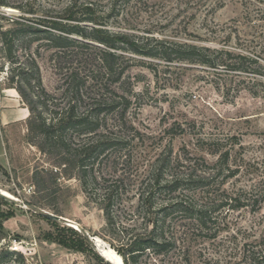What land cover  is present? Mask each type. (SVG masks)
Returning a JSON list of instances; mask_svg holds the SVG:
<instances>
[{
    "label": "rangeland",
    "instance_id": "obj_1",
    "mask_svg": "<svg viewBox=\"0 0 264 264\" xmlns=\"http://www.w3.org/2000/svg\"><path fill=\"white\" fill-rule=\"evenodd\" d=\"M8 1L12 7H3L1 12L11 18H30L51 14L56 17L71 0ZM86 1L97 3L104 13L111 8V0H81ZM224 2L223 7L211 12L202 0L119 2V15L110 19L112 27L216 48L226 46L257 60L248 66L258 74L247 77L218 73L202 66L181 69L160 61L155 75L151 69L134 66L115 85L119 95L130 100L127 110L122 101L102 111L104 121L99 132L119 142L106 155L89 163L88 191L83 186L81 165L71 168L73 177H69L65 165L56 162L69 152L77 153L92 134L72 130L66 133L65 143L58 144L59 149L40 150L35 144L40 138L28 128L31 112L25 119L28 111L22 110L28 106L17 89L9 88L12 72L24 70L31 82L37 81L38 73L28 67L27 54H33L44 90L51 97L46 104L35 106L31 118L33 121L40 113L49 117L52 111L67 106L68 97L63 93L65 74L77 66L83 56L80 53L87 51L74 47L70 52L80 55L63 56V51L49 46L48 39L41 37L31 44L27 40L15 42L19 57L15 64L0 52V191L25 203L36 202L74 221L73 227L63 222L55 225L29 207L0 199V251L21 253L25 264H110L104 258V262L99 260L100 254L113 264H125L118 249L123 248L128 237L124 227L136 228L140 224L135 221L136 200L115 206L121 221L109 228L103 210L91 199L101 193L93 176L125 173L132 177L127 184L134 186L158 157L169 156L185 164L196 163L199 171L211 172L215 165L217 169L223 166L224 181L220 184L223 176L219 175L212 183V198L217 201L209 204L212 221L208 229L203 232L194 220L175 216L171 232L178 239L176 247L161 255L149 251L140 258L141 264H250L246 257L254 251L264 252V20L258 17L264 3ZM19 6L23 9L16 8ZM0 25L10 26L5 19H0ZM90 97L85 93L80 111H84ZM224 191L237 197V201L232 206L218 207ZM188 195L198 198L194 191ZM83 230L96 236L100 254L89 243L81 244ZM142 231L134 229L133 234ZM73 241L74 248L78 247L75 250L65 245ZM5 264L19 263L13 257Z\"/></svg>",
    "mask_w": 264,
    "mask_h": 264
},
{
    "label": "trees",
    "instance_id": "obj_2",
    "mask_svg": "<svg viewBox=\"0 0 264 264\" xmlns=\"http://www.w3.org/2000/svg\"><path fill=\"white\" fill-rule=\"evenodd\" d=\"M120 1L111 0V8L107 13L100 10L97 3L81 2V0H71L56 17L51 14L52 16L45 17L11 18L0 11V19L7 20L10 25L8 28L0 25L2 45L0 52L13 64L19 59L14 50L17 40H27L31 44L44 37L48 39L49 46L63 51V56L73 54L70 49L74 47L87 51L80 53L83 56L79 57L77 66L69 69L65 74L63 93L68 97L67 106L60 111H52L49 117H44L40 113L33 121L31 118L36 111L35 106L40 103L46 104L51 97L44 90L40 70L35 57H32L33 54H27V57H30L28 67L38 73L37 81L31 82V78L27 77V74L24 75V70L18 73L12 72L10 77L12 85L9 87L17 89L31 112L28 128L36 135L35 137L40 138V141L36 143L33 138L29 140L35 142L40 150L46 152L47 149H57L60 147L58 145L60 142L65 143L66 133L72 130L82 135L92 134L88 138L90 141L81 146L77 153L69 152V156L59 158L56 162L57 165H65V174L69 177H73V169L81 165L79 168L83 172L85 191H88L89 186L87 180L91 170L89 163L98 160L119 142L116 137L99 132L102 127L101 121H104L101 115L105 108L112 109L122 101L125 104L124 111L127 110L130 100L120 96L115 85L122 82L126 73L134 66L140 65L151 69L155 75H158L160 61L170 66L178 65L181 69L202 66L218 73L225 72L247 77L251 73L258 74V70H252L248 66L252 61L257 60L243 53L237 54L226 46L216 48L193 41L170 40L167 37L135 32L124 27H112L110 19L119 15L120 11L117 8ZM202 1L208 6L209 12L223 7L225 3V0ZM259 1L264 3V0ZM3 7L8 8L12 5L8 0H0V10ZM16 8L23 9L21 6ZM258 17L259 20H264V8L259 9ZM80 54H73L72 57ZM15 81L20 84H15ZM85 93L91 97L84 111H80V105L85 101L83 98ZM63 145L68 147L66 144ZM216 166L211 172L199 171L196 163L185 164L179 158L172 160L169 156H161L135 181L138 185L134 184L136 188L127 184L132 177H128L125 173L93 176L92 180L97 183L101 193L94 194V198L91 199L95 200L103 210L109 228H115L121 221L115 214V206L136 200L138 215L135 221L140 224L136 228L124 227L128 237L123 243V248L118 249L125 264H141L140 258L149 251H154L157 255L172 251L178 242L171 232L173 219L177 215L194 220L203 232L208 229L212 221L209 204L217 201L212 198V183L215 182L216 176L224 174L223 166L219 169ZM206 167L212 168L207 164ZM224 177L220 184L223 183ZM192 191L197 193L198 198L188 195ZM198 192H202V195H198ZM223 195L221 200H218V207L232 206L233 201H237V197L228 195L225 191ZM29 204L38 205L36 202ZM42 218L55 225L59 223ZM140 228L142 232L133 234L134 229ZM85 242L93 246L83 233L81 244ZM65 245L74 250L78 248H74L76 245L74 241ZM13 257L19 264H25V257L21 253L9 249L0 251V264H5ZM246 258L250 264H264V252L254 251ZM99 260L103 261V258Z\"/></svg>",
    "mask_w": 264,
    "mask_h": 264
},
{
    "label": "water",
    "instance_id": "obj_3",
    "mask_svg": "<svg viewBox=\"0 0 264 264\" xmlns=\"http://www.w3.org/2000/svg\"><path fill=\"white\" fill-rule=\"evenodd\" d=\"M0 198L5 199L7 201L10 202H18L22 207H29L33 212L39 214L42 217H45L47 219L53 220V221H57V222H63L69 226H71V223H74L73 220L65 218L63 216H60L58 214L52 213L50 211H47L37 205H31L29 203H25L23 201L17 200L15 198H11L9 196H7L6 194H4L3 192L0 191ZM73 227V226H71ZM77 229V228H76ZM81 231V228L79 227V229ZM84 235L87 237V239L93 244L94 248L97 250V243H96V236L95 235H91L88 231L83 230ZM107 262H109L110 264H113V262H111V260H108V258L103 257ZM124 260V259H123Z\"/></svg>",
    "mask_w": 264,
    "mask_h": 264
},
{
    "label": "crops",
    "instance_id": "obj_4",
    "mask_svg": "<svg viewBox=\"0 0 264 264\" xmlns=\"http://www.w3.org/2000/svg\"><path fill=\"white\" fill-rule=\"evenodd\" d=\"M11 90H13V89H11ZM26 110H27L28 112L26 113V116H24L25 119H27V118L29 117V113H30L28 108H24L22 111L25 113ZM23 112H22V113H23Z\"/></svg>",
    "mask_w": 264,
    "mask_h": 264
},
{
    "label": "bare ground",
    "instance_id": "obj_5",
    "mask_svg": "<svg viewBox=\"0 0 264 264\" xmlns=\"http://www.w3.org/2000/svg\"><path fill=\"white\" fill-rule=\"evenodd\" d=\"M8 196V195H7ZM10 197V196H9ZM12 198V197H11ZM97 252H98V249H97ZM99 254H100V252H98ZM100 256L103 258L104 256H102L101 254H100Z\"/></svg>",
    "mask_w": 264,
    "mask_h": 264
}]
</instances>
